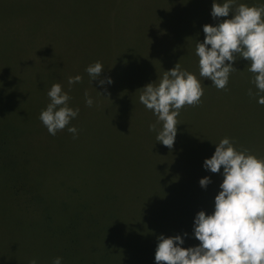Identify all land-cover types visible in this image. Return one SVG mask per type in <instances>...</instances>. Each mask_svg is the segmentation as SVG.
<instances>
[{
    "label": "rangeland",
    "instance_id": "374dc122",
    "mask_svg": "<svg viewBox=\"0 0 264 264\" xmlns=\"http://www.w3.org/2000/svg\"><path fill=\"white\" fill-rule=\"evenodd\" d=\"M0 3L5 45L39 49L42 56L31 71L27 69L31 63L28 61L35 55L30 52L16 67L18 75L29 73L28 77L33 78L25 82L27 87L23 84L24 95H16L15 130L9 133V141L25 147L24 152L30 148L29 161L21 163L23 171L34 178L36 197L48 204L46 210L52 222L68 229L66 236H52L51 226L20 223L27 209L1 205L0 215L10 224L0 223V229L15 237L4 241L0 264H29L33 259L37 264H52L56 257L62 258V264H156L160 235H181V247L198 246L190 227L194 224L187 217L194 221L199 211L212 214L217 195L215 175L203 167L205 159L212 157L202 149L208 141L201 137L204 141L198 144L202 147L194 146L189 152L184 147L185 153L172 164V152L167 148L157 149L145 137L139 143L130 132L121 136L119 118H115L116 111L106 100L134 96L146 85L145 70L155 64L170 70L172 60V67L179 63L200 80L204 89L201 113L206 114L211 135L215 133L218 143L227 137L237 150L247 148L264 159L262 112L258 110L255 115L248 110L246 96L234 91L236 87H231L230 81L226 90H218L199 75L195 48L197 42L204 41L203 26L220 22L211 16L213 0ZM241 3L260 6L264 0H236L237 5ZM10 18L24 22V32L18 30L17 23L12 26ZM228 18L231 13L220 19ZM41 40L45 46H41ZM108 58L125 72L119 77L124 80L122 98L109 91L114 84L91 82L85 71L90 64ZM135 66L140 69L134 70ZM104 69L100 78H111L112 71ZM76 75L82 76V82L70 89L68 77ZM55 83L71 97L69 107L79 108L78 116L68 125L77 128L75 138L67 127L50 135L39 119L50 102L47 92ZM85 91L93 99L91 107L85 103ZM7 105L13 107L11 101ZM122 107L130 112L127 105ZM186 108L180 115L188 119L190 110ZM105 109L116 122L114 127L112 123L104 124ZM182 118H178L179 123L184 121ZM251 130L258 131L256 138ZM141 144H146V149ZM174 173L181 174L180 179L175 180ZM218 176L222 179L217 181L222 183V173ZM204 177L211 180L206 188L199 184Z\"/></svg>",
    "mask_w": 264,
    "mask_h": 264
},
{
    "label": "clouds",
    "instance_id": "9594fccd",
    "mask_svg": "<svg viewBox=\"0 0 264 264\" xmlns=\"http://www.w3.org/2000/svg\"><path fill=\"white\" fill-rule=\"evenodd\" d=\"M230 13L231 18L220 19L229 17ZM211 16L220 22L203 26L204 41L197 42L195 48L200 77L210 80L218 90H226L230 74L237 71L233 63L243 58L248 61L247 70L253 74L251 83L258 90L257 102L264 105V95H259L264 93V4L248 6L237 5L236 0L222 3L213 0ZM103 70L99 61L85 69L91 82L98 80L101 86L111 84L110 77L100 78ZM82 79L80 75L69 76V88ZM141 90L140 103L157 117L149 130L157 133L158 142L172 149L181 109L201 103L204 89L200 80L177 63L164 72L158 83H149ZM248 95H254L251 88ZM47 96L50 102L41 111L40 121L52 136L67 127L75 138L77 128L68 125L78 116L79 108L69 107L71 97L59 83L51 86ZM85 103L89 107L93 105L87 91ZM215 145L214 154L205 159L203 167L214 174L223 169V181L212 214L199 211L194 218L193 235L199 244L184 248L181 235L167 238L160 235L156 264H264V159L257 158L247 148L237 150L227 137ZM210 183L209 177L199 181L202 188ZM29 264L37 261L33 259ZM52 264H62V258L56 257Z\"/></svg>",
    "mask_w": 264,
    "mask_h": 264
},
{
    "label": "trees",
    "instance_id": "16d2710c",
    "mask_svg": "<svg viewBox=\"0 0 264 264\" xmlns=\"http://www.w3.org/2000/svg\"><path fill=\"white\" fill-rule=\"evenodd\" d=\"M218 2H224V0H218ZM1 4V3H0ZM1 7V6H0ZM12 22V26L17 23L18 30L20 32H24V27L23 24L24 22H19L16 21L13 18H10ZM1 23V20H0ZM2 24V23H1ZM1 24H0V206L1 205H9V206H17V208H23L27 209V212H25L22 217H20V223H29L28 225H31L33 223L40 224L42 226H51V232L50 234L53 236H66L67 235V230L66 227L63 226V224H56L53 223L52 217L49 215V211L46 210L48 204L45 203L44 198H39L37 199L36 197V187L34 186V178L28 176L22 168L21 163L26 164L29 159H30V148H26L24 152L25 147H21L19 144L16 143H11L9 141V133L13 132L14 126L13 123L16 119V114H17V108H16V95H24L22 92V87L24 84V87H27L26 83L30 79L33 78V76L28 77V74H20L16 72V67L21 61L22 58H26V53L30 52V55H35L32 61L28 64L27 69L31 71L35 66H38V59H42L41 52L39 49H34V48H26L22 49L19 48L15 43H7L5 45V42L3 41L4 35L3 31L1 30ZM204 34V33H203ZM38 37V44H39V36ZM205 38V34H204ZM42 41V40H41ZM41 46H45L46 42L42 41ZM30 58V57H29ZM131 59V58H130ZM102 60V65L108 70L112 71V86L113 88H110L109 91L113 92V95H119L120 98H122L123 95V85L124 81L120 80L119 77H123L124 73L122 71V67L118 66H113L114 60L109 59L107 61ZM174 61V60H173ZM176 62L174 61V64ZM172 60L170 61V65L168 64L167 66L172 67ZM112 67V68H111ZM166 67L163 66L162 64H155L151 68L144 71V74L146 75V80L149 81L150 83L155 82L156 79L162 78L164 74L163 68ZM233 67L237 70L234 71L230 74L229 76V81L232 85L235 86L236 88L233 89L234 91H237L238 93H242L246 96V104L248 107V110H252L254 114L256 115L257 111L259 110L262 112V127L264 130V105H260L257 100L258 96L255 95L257 93V89L255 86L251 83L253 74L250 73L247 70L248 67V61L244 60L243 58H238L234 63ZM26 69V70H27ZM134 70H139L140 67L135 66L133 67ZM105 70V69H104ZM171 70V69H170ZM106 71V70H105ZM169 71V70H167ZM154 72L156 74H154ZM121 75V76H120ZM118 82V83H117ZM116 86V88H115ZM118 86V87H117ZM107 88V87H106ZM252 89L254 95L249 96L248 95V90ZM142 89V88H141ZM137 90L136 95H140L142 90ZM22 92V94L18 92ZM109 91H106L109 92ZM118 93H117V92ZM207 91V87H206ZM259 95H264V93H259ZM118 96V97H119ZM8 98V101H11L13 107H9L7 103L5 102V99ZM109 100V101H108ZM118 99L116 97L112 98H107L106 102L109 106L114 108L115 118H119V124H120V129L118 130L121 134V136H124L126 133H131V135L134 137V139H137L140 143L142 138L146 135L149 136V140L147 139L148 142L153 140V136L150 131H146L144 129L145 124L143 121L138 119L137 117H133L130 115V112H124V108L122 106L127 105L129 110H131L132 106L130 105V100L126 99H121L117 101ZM187 106V105H186ZM20 108V107H19ZM187 110H190L189 114L190 117L187 118H182V114L177 117L182 118L184 121L182 123H179L177 125V131L178 133H181L183 131L184 135V140L182 139V136L178 134L177 136V143L176 146L178 145H183L185 143H189V140L191 138V135H189V132L187 128L184 127V124L186 123L191 124L192 127H197V130L195 131V134H193V141L195 140V137L198 138H205L206 141H208L207 146L205 149L203 148L204 152H209L211 156L215 152V144H218V141L216 140V135L213 133L211 135L209 125H208V120L206 114H202L201 110L202 107L200 105L197 106H188L186 108ZM105 112V122L104 124H111L113 127L116 125V122H112V119H110V114L107 109L104 110ZM134 114V113H132ZM135 115V114H134ZM256 117V116H255ZM193 121V122H192ZM153 123H156V120H153ZM111 126V128H112ZM7 127V128H6ZM143 128L140 129V128ZM201 127V128H200ZM130 129V130H129ZM140 129V131H139ZM201 129V131H199ZM116 130V128H115ZM117 131V130H116ZM145 133H144V132ZM142 132V133H141ZM210 132V133H209ZM253 136L256 138V133L258 131L256 130H251ZM138 133V134H136ZM156 133V132H155ZM157 135V133H156ZM123 138V137H122ZM121 138V139H122ZM146 138V137H145ZM192 141V142H193ZM144 149H146L145 145L146 144H141ZM194 146L197 145V141H194L192 144ZM222 170V169H221ZM43 210V211H41ZM26 218V222L23 221V219ZM187 219L190 220L189 217ZM5 218H2L0 215V223L6 225L10 224ZM1 224V226H2ZM110 233H108L109 235ZM12 237L14 238L13 234L10 232L7 234L5 230L0 229V252L3 250L5 243L4 241H11ZM2 256V254H0Z\"/></svg>",
    "mask_w": 264,
    "mask_h": 264
},
{
    "label": "crops",
    "instance_id": "0c3cea01",
    "mask_svg": "<svg viewBox=\"0 0 264 264\" xmlns=\"http://www.w3.org/2000/svg\"><path fill=\"white\" fill-rule=\"evenodd\" d=\"M124 81V80H123ZM150 82L149 81H147L146 80V85L147 84H149ZM152 83H156V81L155 82H152ZM145 85V86H146ZM144 86V87H145ZM140 90V89H139ZM137 91V90H136ZM135 91V93H134V96H133V94H131V95H129L126 99H129L130 100V105L132 106V108H131V110H130V112H131V115L134 117H137L138 119H140L141 121H143V123L145 124V127H144V129L146 130V131H150L149 130V125L150 124H153V120H157V117L154 115V113H153V111H151V110H148L143 104H141L140 103V101H139V96L140 95H135V94H137V92ZM132 113H134V114H132ZM134 117V118H135ZM193 122V121H192ZM158 127H159V125H158ZM184 127L185 128H187V130H188V132H189V135H191V138H190V140H189V143L187 144V143H185V144H183V145H178V146H176V143H177V136H178V134L179 135H181L182 136V139L184 140L185 138H184V135H183V131H185V130H182V132L181 133H178L179 131H177V135H176V138H175V142H174V146H173V148L172 149H169V148H167L166 146H164L162 143H160V142H158L157 140H156V133L154 132V131H150L151 132V134H152V136H153V140L152 141H150V143L152 144V145H156V147H157V149H163V148H167L168 150H170L172 153H171V156L169 157V161L173 164L174 162H176L175 160H177L178 158H180V156L182 155V154H184L185 153V149H186V151L187 152H189L191 149H193V147H194V145H192L193 143H194V141H197V145H196V147H202V146H199V144H202V143H200L201 142V139L202 138H198V137H195L194 136V138H195V140L193 141V134H195V131L197 130V127H192V125L191 124H184ZM201 128V127H200ZM141 129L143 130V128L141 127ZM144 132V131H143ZM145 133V132H144ZM144 137H146V139H148L149 140V136L148 135H146L145 134V136ZM200 140V141H199ZM193 141V142H192ZM204 140L202 139V142H203ZM199 143V144H198ZM204 144V149H205V147L207 146V144L206 143H203ZM184 147H185V149H184ZM202 148V149H203ZM178 150H181V153L180 154H178V153H176V151H178ZM211 155V154H210ZM170 165V164H169ZM168 165V166H169ZM174 167H176V166H173V168ZM173 172V171H172ZM178 172H180V173H185V172H183V171H178ZM223 172V169L221 170V172L220 173H222ZM186 173L188 174V173H190V172H188V171H186ZM220 173H217L218 175L220 174ZM217 174H214L215 176H214V184H215V188H214V190L216 189V192H217V194H218V192L220 191L219 190V186H220V184L221 183H219L217 180L218 179H222L221 177H219ZM174 175L176 176V178H175V180L176 179H180V177H181V174L179 175V174H177V173H174ZM172 179H173V176H172ZM181 204H185V202L184 203H181ZM190 221H191V223H193L194 224V221L190 218ZM190 227L193 229V227H194V225H190Z\"/></svg>",
    "mask_w": 264,
    "mask_h": 264
}]
</instances>
